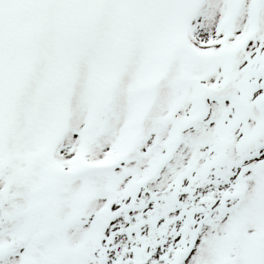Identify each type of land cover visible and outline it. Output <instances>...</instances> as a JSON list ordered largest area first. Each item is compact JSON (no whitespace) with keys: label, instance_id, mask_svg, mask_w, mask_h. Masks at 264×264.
Returning <instances> with one entry per match:
<instances>
[{"label":"snow or ice","instance_id":"obj_1","mask_svg":"<svg viewBox=\"0 0 264 264\" xmlns=\"http://www.w3.org/2000/svg\"><path fill=\"white\" fill-rule=\"evenodd\" d=\"M0 264H264V0H0Z\"/></svg>","mask_w":264,"mask_h":264}]
</instances>
